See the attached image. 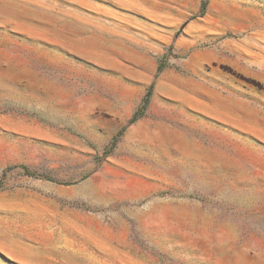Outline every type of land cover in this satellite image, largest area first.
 Wrapping results in <instances>:
<instances>
[{"label": "rangeland", "instance_id": "1", "mask_svg": "<svg viewBox=\"0 0 264 264\" xmlns=\"http://www.w3.org/2000/svg\"><path fill=\"white\" fill-rule=\"evenodd\" d=\"M218 42L223 127L129 121ZM0 264H264V0H0Z\"/></svg>", "mask_w": 264, "mask_h": 264}, {"label": "crops", "instance_id": "2", "mask_svg": "<svg viewBox=\"0 0 264 264\" xmlns=\"http://www.w3.org/2000/svg\"><path fill=\"white\" fill-rule=\"evenodd\" d=\"M201 53L200 50L193 53L188 72L169 66L157 72L158 63L150 61L139 79L143 87L148 85L150 92L141 118H163L170 110L184 111L189 114L194 128L212 127L213 122L224 126V73L203 69L208 60L224 64V42L208 48L205 51L208 58L201 57ZM234 98L239 100V97Z\"/></svg>", "mask_w": 264, "mask_h": 264}, {"label": "trees", "instance_id": "3", "mask_svg": "<svg viewBox=\"0 0 264 264\" xmlns=\"http://www.w3.org/2000/svg\"><path fill=\"white\" fill-rule=\"evenodd\" d=\"M164 62L161 60V62L158 64V67H157V72H159L161 69H162V67H164ZM149 94H150V92H149V90H148V92L146 93V95H145V97L143 98V101H142V104H141V107H143V108H145V106H146V103H147V101H148V97H149ZM140 107V108H141ZM143 115V112H141V110L139 111V109L137 110V111H135L134 112V114L132 115V117L130 118V122H134L136 119H138L140 116H142ZM25 168V170H27L26 168L27 167H24ZM27 172V171H26Z\"/></svg>", "mask_w": 264, "mask_h": 264}]
</instances>
